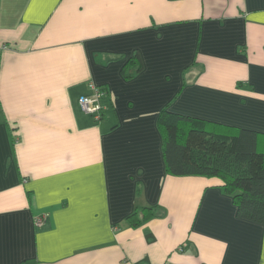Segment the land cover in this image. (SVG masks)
<instances>
[{
	"label": "crops",
	"instance_id": "1",
	"mask_svg": "<svg viewBox=\"0 0 264 264\" xmlns=\"http://www.w3.org/2000/svg\"><path fill=\"white\" fill-rule=\"evenodd\" d=\"M2 44L0 264H264V225L166 172L157 123L264 132V0H0Z\"/></svg>",
	"mask_w": 264,
	"mask_h": 264
},
{
	"label": "trees",
	"instance_id": "2",
	"mask_svg": "<svg viewBox=\"0 0 264 264\" xmlns=\"http://www.w3.org/2000/svg\"><path fill=\"white\" fill-rule=\"evenodd\" d=\"M140 62L137 57L132 69L124 64L122 73L134 74L141 68ZM157 123L166 172L217 177L231 195L236 215L264 225V132L206 124L166 108L161 110ZM140 210L144 216L135 225L154 213L150 206Z\"/></svg>",
	"mask_w": 264,
	"mask_h": 264
},
{
	"label": "built area",
	"instance_id": "3",
	"mask_svg": "<svg viewBox=\"0 0 264 264\" xmlns=\"http://www.w3.org/2000/svg\"><path fill=\"white\" fill-rule=\"evenodd\" d=\"M4 47V45H0V48ZM94 92L92 94H81L78 97V103L84 112L92 114L96 117L101 115L102 104L100 103V97L103 93L102 90L97 88L96 86H92ZM43 221V217L41 215H37L34 218V222L36 225H40Z\"/></svg>",
	"mask_w": 264,
	"mask_h": 264
}]
</instances>
